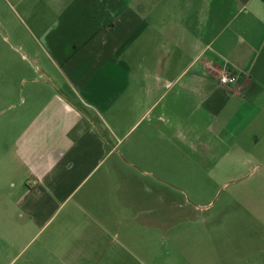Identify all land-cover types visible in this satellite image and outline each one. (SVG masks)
<instances>
[{"label":"crops","instance_id":"0c3cea01","mask_svg":"<svg viewBox=\"0 0 264 264\" xmlns=\"http://www.w3.org/2000/svg\"><path fill=\"white\" fill-rule=\"evenodd\" d=\"M10 50L32 71L10 74L26 84L14 155L53 196L80 188L139 121L135 144L176 125L233 140L264 111V0H10Z\"/></svg>","mask_w":264,"mask_h":264},{"label":"rangeland","instance_id":"374dc122","mask_svg":"<svg viewBox=\"0 0 264 264\" xmlns=\"http://www.w3.org/2000/svg\"><path fill=\"white\" fill-rule=\"evenodd\" d=\"M21 56L0 0V264H264V111L233 140L176 125L135 144L139 121L80 188L53 196L14 155L26 84L10 74H32Z\"/></svg>","mask_w":264,"mask_h":264},{"label":"built area","instance_id":"2783aa9c","mask_svg":"<svg viewBox=\"0 0 264 264\" xmlns=\"http://www.w3.org/2000/svg\"><path fill=\"white\" fill-rule=\"evenodd\" d=\"M219 80L224 85H232L237 83L238 77L235 74L222 73Z\"/></svg>","mask_w":264,"mask_h":264}]
</instances>
